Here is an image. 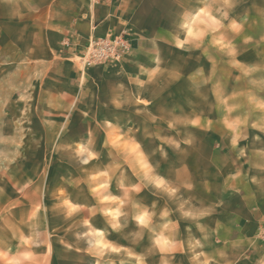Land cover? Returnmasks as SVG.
<instances>
[{
  "label": "rangeland",
  "instance_id": "374dc122",
  "mask_svg": "<svg viewBox=\"0 0 264 264\" xmlns=\"http://www.w3.org/2000/svg\"><path fill=\"white\" fill-rule=\"evenodd\" d=\"M235 1L200 5L202 34L136 86L128 131L59 115L72 85L41 69L0 68V220H43L70 194L121 224L105 264H264V0ZM83 56L78 87L100 65Z\"/></svg>",
  "mask_w": 264,
  "mask_h": 264
},
{
  "label": "crops",
  "instance_id": "0c3cea01",
  "mask_svg": "<svg viewBox=\"0 0 264 264\" xmlns=\"http://www.w3.org/2000/svg\"><path fill=\"white\" fill-rule=\"evenodd\" d=\"M223 2L240 1L113 0L97 5L91 0H0V68L3 77L11 69H41L44 77L72 85L70 93L61 92L60 100L75 106L66 105L59 115L87 117L105 133L128 131L129 121L138 115V101L148 98L139 96L136 86L163 83L159 77L164 76L169 53H184L186 36L202 34L196 21L200 5ZM123 29L130 51L118 62L85 68L78 87L73 61L82 57L89 39ZM198 48L194 44L193 50ZM109 195L116 197L115 186ZM67 200L72 209L56 204L43 220L23 223L13 218L15 210L3 217L0 264H105L111 255L116 260L117 253L104 246L121 248V224L100 217L99 212L108 209H100L96 200L89 205L70 194ZM116 207L114 202L108 208L115 212Z\"/></svg>",
  "mask_w": 264,
  "mask_h": 264
},
{
  "label": "built area",
  "instance_id": "2783aa9c",
  "mask_svg": "<svg viewBox=\"0 0 264 264\" xmlns=\"http://www.w3.org/2000/svg\"><path fill=\"white\" fill-rule=\"evenodd\" d=\"M112 0H91L93 4H107ZM125 33L108 34L103 38L89 39L83 60L86 65L119 61L131 48Z\"/></svg>",
  "mask_w": 264,
  "mask_h": 264
}]
</instances>
